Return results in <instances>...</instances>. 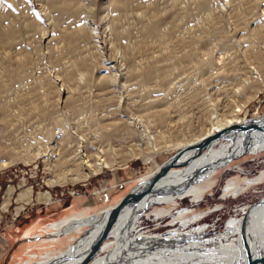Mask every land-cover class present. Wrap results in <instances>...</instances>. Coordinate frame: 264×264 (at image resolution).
<instances>
[{
	"label": "bare ground",
	"instance_id": "6f19581e",
	"mask_svg": "<svg viewBox=\"0 0 264 264\" xmlns=\"http://www.w3.org/2000/svg\"><path fill=\"white\" fill-rule=\"evenodd\" d=\"M17 1L0 0V24L8 28V34L0 35V56L8 57V60L16 66L15 70L9 67L8 69L4 68V72L0 73V123H9L17 115L16 113L23 112L20 110L22 104L32 103V108L41 115L44 121L42 124L48 123V126L44 124L43 139L49 140L48 142L53 141L60 146L56 158L59 167L64 171L76 174L87 171L86 174H78V176H83V179L89 178L91 174H95L108 166L107 154L114 145L132 141L143 142L145 139L151 140L152 137L147 134L146 126L142 123L145 121L140 118L151 121L163 114L158 111V108L165 111L177 102L178 97L174 96L173 89L176 84L175 81L177 82L180 77L174 74L177 69L172 65L180 61L198 62L196 56L187 57L189 55L185 53L187 51H184L187 45V9L183 5V7L180 6L169 16L168 20L165 14V17L160 14L166 4L181 5L182 0H106V3L96 6L95 9L94 6L92 8L84 0H49L46 11L43 13L57 30L58 40L63 43L61 53L66 62L60 63L61 66L58 65L57 68L60 69L58 71L63 72L64 79L68 84L66 91L56 100L59 103L58 101L62 99L66 106L61 110L58 108V111L49 107L51 105L50 91L39 92L37 97L34 88L35 91H29L27 87H23L24 83L30 80L32 76L29 77V71L32 70V56L35 52L26 45L27 42L25 43L24 39L33 41L35 37H38V30H41V17L36 15L37 13L28 3L27 8L32 17L27 18L26 22H22L13 11L12 5H17ZM195 2L201 12L208 14V18L212 16L211 4L206 0H196ZM231 2H235V0ZM238 2L240 3L236 5ZM238 2L234 4L235 8L232 7L233 15L237 17L233 24L234 31H237L238 22L244 20L243 13H252L250 7L252 3L249 5L250 0H239ZM262 12L264 14V8ZM131 13L137 16L138 34L133 32L131 25H123V21L129 18ZM253 18L251 17L250 21L248 20L246 23H241L244 24L242 27L246 29V33L249 35L245 45L251 56L242 57L244 68L238 78L243 85L257 82L263 89L264 39L261 38L260 33L251 30L254 24ZM96 22L105 23L107 31L111 32L112 40L108 41L112 47L122 51V55L128 64L126 70L136 76L135 81L139 82L141 92L129 94L125 90L127 86L119 83L115 78L116 74L113 76L109 74L111 67L99 63V55L102 51L100 52V41H97ZM205 24L199 36L221 35L218 28L211 25L209 21ZM199 36L198 38H202ZM208 37L207 39H209ZM5 41L14 48L10 57L9 54H5L7 51L4 52L3 49ZM227 46V41L222 42L223 49ZM177 53L181 54L177 55ZM248 63L254 64L250 67L247 66ZM203 71L205 69L201 67L199 72L203 73ZM85 78L96 79V85L100 84V93L93 96L85 94L86 97H74L70 85H76L75 83L78 85L79 81H83V79L85 81ZM101 81L104 84H101ZM13 84L22 86L23 93L21 96H12L11 86ZM151 85L153 88L150 87ZM117 89L123 90L121 92L126 95L124 93V96L121 95L122 93L119 94ZM103 90L105 92H102ZM155 90L169 91V93H165V91L164 93L171 100L155 105L156 103L150 100V94ZM37 102H42V106ZM237 107L238 109L232 111L228 119L216 120L215 123L212 122L213 120L211 121L213 110L208 108L205 111L203 115L211 126L200 136L184 144L173 158L160 166L158 168L159 174L151 177L149 181L139 184L140 186L151 185L150 187H154L156 190L140 196L123 208L107 233L106 242L104 241L89 264L257 263V258L261 254L264 255V206L253 210L251 213L250 226L247 232L243 231L240 220H230L227 224L229 232L237 234L241 227V239L231 241L225 239L227 241L225 243L222 242L223 239H198L197 235L203 231V228L195 229V232L187 233V236L174 233L165 239H129L138 217L147 207L155 203L173 204L176 200L185 197L198 200L206 191L205 189L214 176L215 170L226 166L230 161L240 156H253L264 151V117L251 120L241 119L234 113L241 112L244 107L242 105ZM81 124L87 128V134L75 130L76 125ZM207 139H211V141L206 147H200V150L198 146ZM219 140L223 142L221 143ZM178 154L179 164L172 166L171 163ZM199 171L202 174H199ZM192 180L195 181L192 182ZM246 182L248 184L253 183V181ZM183 186L184 190L181 192H170ZM10 196L11 191L8 192L9 199ZM24 197L28 201L31 200L29 189L25 195H21V200L25 201ZM50 198L49 193L37 196L39 201L50 202ZM115 207L103 211L102 214L104 215L100 218L97 216L87 219L70 218L54 225L56 229L64 228V230L60 229V234H66L73 230L77 231L89 224H92V230L76 241L77 243L81 241L76 247L70 245L66 250L45 257L46 260L37 264H79L89 253L90 247L102 232ZM91 231L94 233L87 238ZM109 236H113V239H108ZM215 241L217 243L213 244ZM100 252H106V255L102 258L97 257Z\"/></svg>",
	"mask_w": 264,
	"mask_h": 264
},
{
	"label": "rangeland",
	"instance_id": "374dc122",
	"mask_svg": "<svg viewBox=\"0 0 264 264\" xmlns=\"http://www.w3.org/2000/svg\"><path fill=\"white\" fill-rule=\"evenodd\" d=\"M48 1L18 0L17 5L12 6L14 13L22 22H26L27 18L32 17L27 8L28 3L31 4L36 15L41 17V30H38V37H35L33 41L24 39V42H27L26 45L35 52L32 56L34 69L31 67L32 70L29 71V77L32 76L24 83L23 87H27L29 91L36 90L37 97L39 92L50 91L51 105L49 107L58 111V108L61 110L66 106L62 99L58 101L59 103L56 100L66 91L68 84L64 79L63 72L61 71V73L57 68L58 65L61 66L60 63L63 64L65 61L61 53L63 43L58 40L57 30L43 13L46 11ZM84 1L92 8L94 6V9L107 2L106 0ZM195 1L182 0L181 5L168 3L160 13L163 17L167 16L168 20L169 16L176 11L175 9L180 6L187 9V45L184 51H187L185 52L189 55L187 57L196 56L198 62L180 61L172 65L177 69L174 74L180 77L177 82L175 81L173 89L174 96L178 97L173 106L165 111L158 108V111L163 114L155 117L154 121L138 116L142 121H145L142 123L146 126L147 134L152 137L151 140L145 139L143 142L132 141L114 145L107 154L108 166L91 174L89 178L83 179V176H78V174H86L87 171L76 174L64 171L59 167L56 158L60 146L53 141L48 142L49 140L43 139L44 127L48 126V123H44L45 126L42 124L44 121L41 115L34 111L32 103L22 104L20 110L23 112L16 113L17 115L9 123H0V234L10 241L15 239V248L20 251L25 250L27 244L21 240L28 237L25 232L36 223L37 226H34L36 228L33 233L44 235L45 227L59 221L62 222L65 218L69 219L68 217L80 213H84V216L92 215L100 218L104 215L103 211L117 206L131 189L159 174L160 166L173 158L184 144L200 136L211 126L203 115L208 108L213 110L211 117L213 123L216 120L228 119L232 111H236L237 106L240 105L244 108L241 112L234 113L237 117L244 120L264 117V88L262 89V86L257 82L243 85L238 78L244 68L242 57L251 56L245 45L249 35L242 27L244 24L241 23H246L248 20L250 21L251 17H254L251 30L260 33L261 38L264 39V14L262 12L264 0H258L262 6L256 2L257 0H250L249 5L253 4L250 5L252 13H243L245 18L242 22H238L237 31H234L233 24L237 17L233 15V8L236 7L234 4L239 0H235V2H231L232 0H206L211 4L213 12L209 18L208 14L199 10ZM241 4L243 7L242 2ZM128 17L130 19L127 18L123 21V25H131L133 32L138 34L137 16L131 13ZM208 21L218 28L220 36L218 34L207 36L209 39L199 36L202 27H205V22ZM95 24L97 41H100V52L102 51L101 56L99 55V63L111 67L109 74L112 76L116 74L115 78L119 83L127 86L125 90L129 94L141 92L139 82L135 81L136 76L126 70L128 64L122 51L110 45L109 41L112 40V35L107 31L105 23L96 22ZM4 34H8V28L0 24V35ZM198 36L202 38H198ZM225 41L228 46L223 49L222 42ZM3 45L4 52L7 51L5 54H9L10 57L14 48L7 41ZM180 54L177 53V55ZM9 62L8 57L0 56V73L4 72V68L10 67L15 70V64L13 62L8 64ZM253 64L248 63L247 66L252 67ZM220 66L222 67L220 68ZM201 67L205 69L203 73L199 72ZM79 82V86L77 83L70 85L74 97H86L85 94L93 96L100 93V84L96 85V79L85 78V81L83 79ZM101 84L104 82L101 81ZM150 87L153 88V85ZM121 91L123 90L117 89L119 94L122 93ZM164 91H152L150 100L156 103L155 105L171 100L165 94L169 91H165V93ZM11 93L14 97L21 96L22 86L13 84ZM123 93L121 95L124 96L125 93ZM38 104L42 106V102ZM76 126L75 130L87 134V128L83 124ZM215 171L206 191L198 200L185 197L176 200L173 204L155 203L147 207L138 217L129 239H165L174 233L187 236V233L195 232V229L198 228H203V231L197 235L198 239H223V243L227 242L225 239L230 241L241 239L242 221L246 210L264 196V151L253 156H240ZM246 181H253V183L248 184ZM28 189L31 191V200L28 201L25 197V201L21 200V195H25ZM9 191H11L10 199L8 198ZM46 193L51 196L50 202L37 199V196ZM235 219L236 221L240 220L241 223L240 231L237 234L230 233L227 227L228 222ZM85 229L86 227L77 231L79 233L84 231V235L92 230V224L89 229ZM93 231L95 232L94 228ZM93 231L88 234L87 238L94 233ZM79 235L74 234L73 236L76 238ZM70 238L53 242V245L44 247L42 249L44 251H39L36 255L23 256L22 259H17L15 264H37L44 261L46 259L43 256H53L64 251ZM108 239H113V236H109ZM77 240L72 239L70 245L73 247L79 245L81 241L77 243L75 242ZM215 243L217 242L215 241L213 244ZM98 255L97 257L102 258L106 252H100Z\"/></svg>",
	"mask_w": 264,
	"mask_h": 264
},
{
	"label": "crops",
	"instance_id": "0c3cea01",
	"mask_svg": "<svg viewBox=\"0 0 264 264\" xmlns=\"http://www.w3.org/2000/svg\"><path fill=\"white\" fill-rule=\"evenodd\" d=\"M114 207V206H113ZM103 211V210H101ZM72 218H83V219H87V218H91L93 217L92 215L89 216H84V213H80L76 216H71ZM71 217H68L69 219ZM67 219V218H65ZM65 219H63L62 221H64ZM61 222V221H59ZM57 222V223H59ZM57 223L51 224L50 226L45 227L46 230H44L45 234H35L34 229L37 226V223L34 224V226H32L27 232H25V235L28 236L25 239H22L21 241L26 242V248L24 251H20L19 249L15 248V239H12V241H10L9 239H5L3 237V235L0 234V264H15L17 259L20 260V258L22 259L23 256L27 257L30 255H36L38 254L39 251H44L42 250L44 247L49 246V245H53V242L59 241V240H64V238L67 237H71L68 241V243L65 245V250L67 248H69L70 246V242L72 239H81L84 235V231L81 233H79L78 231H80L82 228L86 227V229H89V225L84 226L79 228L78 231H70L69 233H64V234H60V229L64 230V228H60V229H56L54 227V225H56ZM85 229V230H86ZM58 233V234H57ZM88 233V232H87ZM55 234V235H53ZM57 234V235H56ZM74 234H80L78 237L75 238V236H73ZM83 235V236H82ZM82 236V237H81ZM66 240V239H65ZM76 242V241H75ZM64 249V248H63ZM19 250V251H18ZM46 256H43V258H45Z\"/></svg>",
	"mask_w": 264,
	"mask_h": 264
},
{
	"label": "water",
	"instance_id": "95a60500",
	"mask_svg": "<svg viewBox=\"0 0 264 264\" xmlns=\"http://www.w3.org/2000/svg\"><path fill=\"white\" fill-rule=\"evenodd\" d=\"M210 141H211V139H207L205 141L206 143L204 142L201 145H199L198 147L204 148V147H206V145ZM200 150H201V148H200ZM177 156H179V154L175 156L173 162L171 163L172 166H177L179 164L178 160H177ZM201 171H199V174H202ZM195 180H192V182H194ZM150 186L151 185H148V186H140L139 185V186L131 189V191L121 200L119 205L117 207H115L114 210H112L108 220L106 221V223L104 225L102 232L100 233L98 238L95 239V241L93 242L92 246L89 249V253L85 256V258H83V260L79 264H89V262L92 260L94 255L98 252V250L103 245V243L105 241V237L107 236V233L109 232V230H110L111 226L114 224V222L117 220V218H118L120 212L123 210V208L126 207L127 205H129L130 202L138 199L140 196H142L144 194L152 193L153 191L156 190V189L154 190V187H150ZM183 190H184V186L177 188V189H174V190H171L170 192L177 193V192H181ZM261 206H264V196L262 198H260L258 201H256L255 203L251 204L249 206L248 211L245 213L244 220H243V226H242L243 227L242 229L244 232H247L248 227L250 226L251 213L253 212V210H255ZM257 260L258 261L255 264H264V255L261 254L257 258Z\"/></svg>",
	"mask_w": 264,
	"mask_h": 264
}]
</instances>
